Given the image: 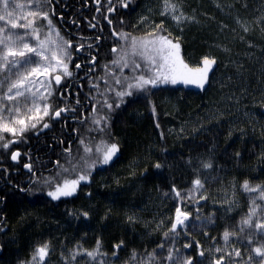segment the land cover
<instances>
[{"label": "snow or ice", "instance_id": "1", "mask_svg": "<svg viewBox=\"0 0 264 264\" xmlns=\"http://www.w3.org/2000/svg\"><path fill=\"white\" fill-rule=\"evenodd\" d=\"M63 2L0 0V155L10 152V160L17 164L22 157H27L28 162L23 163V168L31 173L33 179L28 189L19 187V191L25 193L36 189L34 195L46 196V203L74 197L84 187L90 188L95 172L115 163L122 154V145L111 129L129 103L143 99L145 107L150 108L155 118L156 105L150 99L154 89L161 84L193 85L204 89L211 82L210 73H214L220 63L219 58L210 52L189 53L184 48L182 38L186 26L201 24V18L209 23L216 21L215 16L199 13L187 4V0H154L139 12L136 11L141 7L139 0H80L82 6H88L90 2L95 5L96 15L87 21L90 29H97L101 20L106 21L110 28L108 37L104 28L100 27L99 34L89 37L87 43L82 36L76 41L70 30L60 26L67 23L64 14L57 17V7ZM214 7L235 21L241 33L240 42L244 43L250 26L240 16L239 9L247 10L249 5L235 0L226 5L217 2ZM234 12L235 16L232 15ZM257 23L264 25V16ZM82 24L78 17L71 20L72 28L80 29ZM219 27L224 31L229 25L221 21ZM232 31L236 33L237 29ZM109 37L111 47L105 53L107 63L102 66L103 74L99 75L100 50L105 47ZM252 47L253 44L248 41L247 48ZM221 50L231 51L229 48ZM85 52L88 55L84 62H77ZM230 62L236 64L238 70L244 68L239 61ZM84 68H87V72L80 77L79 73ZM73 79H87L89 84V92L83 98L77 91L74 104L71 87H66ZM79 87L82 88V85ZM85 103L90 107V112L85 108ZM69 117L79 127L69 129ZM61 122L60 137L53 135L51 142H45L49 153L55 155V159L50 155L47 161L52 165L49 175L37 176L36 166L46 167L47 164L39 157L33 160L31 148L22 152L19 146L23 144L27 147L33 136L38 139L47 132H55V126ZM155 127L161 128L159 122ZM82 128L86 135L82 134ZM66 130L78 138L75 151L73 141L63 139ZM180 131L182 133L184 129ZM203 131V124L193 129L194 134ZM239 131L241 147L233 149L230 160L243 159L247 140L245 130ZM9 135L11 138H8ZM233 135L229 129V141ZM165 139L161 131L160 140ZM218 147L219 144H216L210 151L215 153ZM231 147V143H226L222 154L228 155ZM57 148L61 151L57 152ZM164 152L167 154L166 149ZM258 158L264 163V152ZM213 160L214 157L200 160L202 168L196 169L198 176L190 181L191 186L186 191L173 182L169 192L164 193L165 199H172L171 207L166 219L154 221L156 231L161 232L162 236L158 242L153 241L155 248L152 251L145 249V256L141 257L136 249H132L131 261L138 260L139 264H255L258 259L259 264H264V183L253 186L248 178L242 181L240 188L244 193L257 195L249 201L246 215L234 227L225 226L219 239L203 231L209 225H215L219 210L214 208L208 215H202L200 211L201 201L206 203L209 196L203 194L207 180H202L199 175L206 170H215ZM189 164H192L191 160ZM137 166V162L130 164L132 168ZM149 166L159 173L165 165L157 156V161ZM147 175L148 169L145 168L140 177L146 178ZM232 188L234 196L235 183ZM91 196V192L85 193L86 199ZM234 203L236 201L229 198L221 207L226 213H231ZM68 215L88 221L91 211L81 207L69 211ZM104 219L107 220L108 216ZM139 221L140 218L134 214L125 215V222L129 225L134 226ZM190 225L203 231V236L209 241L207 248L199 239L191 238ZM5 231L4 227H0V233ZM182 237L186 242L178 247ZM66 243H62L63 264H77L78 257L83 256L90 258L92 264L98 257L101 264H107L105 255L100 251V237L96 238L93 250L84 249L78 241L68 249L67 255L63 250ZM232 243L241 246H230ZM254 244L258 246L253 247ZM112 247L111 257L115 264L126 242L120 240ZM242 247L250 248L246 260L243 259ZM0 251H3L2 245ZM51 251L50 242L45 241L36 245L27 259L18 260V264H47L46 258ZM124 264H129V260H125Z\"/></svg>", "mask_w": 264, "mask_h": 264}, {"label": "trees", "instance_id": "2", "mask_svg": "<svg viewBox=\"0 0 264 264\" xmlns=\"http://www.w3.org/2000/svg\"><path fill=\"white\" fill-rule=\"evenodd\" d=\"M217 2L226 5L235 0H187V4L192 5L199 13L215 16L216 21L209 23L201 18V24L185 27L182 38L187 52H210L219 58V66L214 73H210V84L204 89L159 85L150 97L156 105L155 118L151 115L150 108L145 107L143 99L123 108L111 129L122 145V154L110 167L95 172L90 188L84 187L74 197L46 203V196L34 195L36 189L25 193L19 191V187L28 189L33 179L31 173L23 169L27 157H22L17 164L10 160V152L0 155V227L6 229L0 233V245L3 246L0 264H18V260L27 259L34 247L45 241L50 242L52 248L46 258L47 264H63V242H67L63 249L67 255L68 249L73 248L78 241L84 249L93 250L97 237L101 238L100 251L105 255L107 264H113L112 246L120 240L126 242V247L119 252V260L115 264H124L125 260H129V264H139L138 260H130L132 249H136L141 257L145 256V249L152 251L155 248L153 241L158 242L162 236L161 232L156 231L154 221L166 219L171 207L172 199H165L164 193L169 192L173 182L182 191H186L191 186L190 181L198 176L196 169L202 168L201 159L214 157L215 165V170H206L199 175L202 180H207L203 194L209 196L206 203L201 201V214L208 215L214 208L219 209L215 225H209L203 231L219 239L225 226L234 227L246 215L249 201L257 194L244 193L240 184L245 178L253 186L264 183V163L258 158L264 152V25L257 23L264 16V0H239V3L249 5L247 10L239 9L240 16L250 26L244 43L240 42L241 33L235 21L226 13L215 9ZM90 5L91 2L88 6H82L80 0H64L57 7V17L64 14L67 21L60 26L71 29L74 36H82L85 43L89 38L86 32L87 21L96 15L95 7ZM232 15L235 16L236 13ZM74 17L83 21L80 29L70 26ZM221 21L227 23L229 28L221 31ZM232 29H237L236 33ZM97 34L99 31H96L95 35ZM248 41L253 44L251 49L247 48ZM110 45L107 44L108 47ZM221 48H229L231 51L224 52ZM230 61H239L244 68L238 70L237 65ZM105 63V56H100L99 75L103 74L102 66ZM79 86L77 82L70 86L73 104L78 90L81 98L89 92V88ZM85 108L91 111L86 103ZM135 108H143V112L139 111L141 117L125 115V110ZM135 117L137 120L133 119ZM156 122L161 125L160 129L155 127ZM67 123L69 129L79 127L72 122L71 117ZM199 124L204 125L205 131L194 134L193 129ZM62 127L63 122L55 126V132H47L38 139L33 136L27 147L23 144L19 147L22 152L31 148L33 160L39 157L47 164L50 155L52 159H55V155L49 153L45 142H51L53 135L60 137ZM176 128H183L184 131L174 132ZM229 129L234 133L231 141L228 140ZM240 129L245 130L247 140L243 159L230 160L233 149L241 147ZM161 131L166 138L164 141L160 140ZM81 132L86 135L83 128ZM8 138H11L10 135ZM63 139L72 140L73 150H76L78 138L74 134L66 130ZM226 143H231L232 147L228 149V155H223ZM216 144L219 147L212 153L210 150ZM56 151L61 149L57 148ZM157 156L165 165L159 173L149 166L157 161ZM189 160L192 164H189ZM132 162H137L138 166L130 167ZM260 165H263L262 169L258 168ZM51 168L52 165L47 164L46 167L36 166L35 170L37 176L43 174L47 177ZM145 168L148 169V175L141 178L140 173ZM4 169L8 171L5 172ZM233 183L236 185L234 196ZM87 192L92 193L90 199L85 198ZM229 198L236 203L233 204L232 212L226 213L221 205ZM81 207L91 211L88 221H84L82 217L79 220L69 217V211L79 210ZM126 214L139 217V223L134 226L127 224ZM106 215L107 220L104 219ZM190 231L192 239H199L205 248L209 245L200 228L193 229L190 225ZM184 242L185 238L182 237L177 246L182 247ZM230 246L240 245L232 243ZM243 250L246 254L250 253V248L243 247ZM256 263L259 264L258 259ZM77 264H92V261L83 256L78 257ZM95 264H101L99 257Z\"/></svg>", "mask_w": 264, "mask_h": 264}, {"label": "bare ground", "instance_id": "3", "mask_svg": "<svg viewBox=\"0 0 264 264\" xmlns=\"http://www.w3.org/2000/svg\"><path fill=\"white\" fill-rule=\"evenodd\" d=\"M60 16V15H59ZM94 23H95V21H94ZM100 27H102L100 24L98 25V27H97V29H90L89 27H87V29H86V32L89 34V37H94L95 36V33H96V31H98L99 29H100ZM103 48H105V51H102V49ZM103 48H101V50H100V56H105V53H107V52H109L110 51V47H108V46H105V47H103ZM85 53H87V52H85ZM88 54V53H87ZM83 55V54H82ZM86 55V54H85ZM79 75H81V74H79ZM77 83L78 84H80V85H82V87H84V88H87L88 86H89V84H88V80L87 79H83V80H80V81H77ZM139 111H142L143 112V108H135V109H133V110H125V115H128V116H133V115H139ZM141 115V114H140ZM140 115H139V117H140ZM134 120L136 119L137 120V118L135 117V118H133ZM181 130V128H176V129H174V132H181L180 131ZM172 132V131H171ZM173 134V133H172ZM259 169H262L263 168V165H260L259 167H258ZM24 169V168H23Z\"/></svg>", "mask_w": 264, "mask_h": 264}, {"label": "flooded vegetation", "instance_id": "4", "mask_svg": "<svg viewBox=\"0 0 264 264\" xmlns=\"http://www.w3.org/2000/svg\"><path fill=\"white\" fill-rule=\"evenodd\" d=\"M139 3H140V6H141V7H144V6H143L144 0H139ZM89 4H90V3H89ZM90 6L95 7V5H93V4H91ZM136 11L139 12L140 9L137 8ZM94 13H95V11H94ZM95 14H96V13H95ZM134 14H135V13H133V15H134ZM100 25H101L103 28H105V29H104L105 35H106V37H108V34L110 33V28L107 26V22H106V21L100 22ZM70 26H71V24H70ZM106 27H107V28H106ZM67 30H70V31H71V29H69V28H68ZM98 31H99V30H98ZM77 37L80 38L81 36H79V35H75L76 40L79 39V38H77ZM107 44H111V38H110V37L106 39V45H105V46H107ZM108 46H109V45H108ZM110 47H111V45H110ZM102 51H105V48H103ZM85 54H86V55H85ZM87 55H88L87 53H84L83 55L79 56L77 62L83 63V62H84V59H85V56H87ZM102 56H103V55H102ZM79 59H81V60H79ZM73 66H74V65H73ZM73 71L75 72V68H73ZM86 72H87V68L82 69V70L80 71V73H79V74H81L80 77H84V75H85ZM77 81H80V80H79V79H73V80L69 81L68 86L73 85V83H74V82H77ZM88 88H89V86H88L87 88H85V89H88ZM62 90H63V89H62ZM26 160H27V159H26ZM26 162H28V160H27ZM26 162H25V163H26Z\"/></svg>", "mask_w": 264, "mask_h": 264}, {"label": "rangeland", "instance_id": "5", "mask_svg": "<svg viewBox=\"0 0 264 264\" xmlns=\"http://www.w3.org/2000/svg\"><path fill=\"white\" fill-rule=\"evenodd\" d=\"M21 2H22V0H21ZM150 2H154V0H144V3H143V6H145L146 4H148V3H150ZM141 8H143V7H141ZM141 10V9H140ZM177 85H182V86H185V85H183V84H177ZM185 87H190V88H196V89H200V88H197V87H195V86H193V85H188V86H185ZM139 115H140V113H139ZM139 115L137 114V116L139 117ZM140 117H141V115H140ZM140 119V118H139ZM136 120V119H135ZM241 246V245H240ZM208 247V245L206 246V248ZM242 252L244 253V257H243V259H247V256H248V254H246L245 253V251L243 250V247H242ZM205 264H206V262H205ZM255 264H257L256 263V261H255Z\"/></svg>", "mask_w": 264, "mask_h": 264}, {"label": "water", "instance_id": "6", "mask_svg": "<svg viewBox=\"0 0 264 264\" xmlns=\"http://www.w3.org/2000/svg\"><path fill=\"white\" fill-rule=\"evenodd\" d=\"M24 170H26V169H24ZM27 171V170H26Z\"/></svg>", "mask_w": 264, "mask_h": 264}]
</instances>
